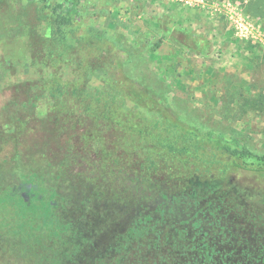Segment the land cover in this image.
<instances>
[{
    "label": "rangeland",
    "instance_id": "374dc122",
    "mask_svg": "<svg viewBox=\"0 0 264 264\" xmlns=\"http://www.w3.org/2000/svg\"><path fill=\"white\" fill-rule=\"evenodd\" d=\"M48 1L50 6L43 9L38 0H0L1 188L12 190L23 176L33 174L47 195L56 181L38 155L39 147L45 142L64 148L71 126L74 145L82 137L110 149L134 145L174 165L224 162L222 153L201 149L193 135L181 136L155 111L114 92L100 69L83 74L75 69L76 57L71 55L62 58L57 70L31 65L26 31L40 33L48 23L45 13L59 0ZM212 1L223 0H205L204 5L78 0L77 8L83 27L104 31L125 51V74L166 103L182 123L263 154L264 5L260 7L261 0H226L252 24L254 36L239 37ZM157 41L160 46L150 51ZM82 100L89 104L88 111ZM256 178L264 181V176ZM66 189L73 191L76 201L82 199L79 189ZM59 244L68 247L65 238Z\"/></svg>",
    "mask_w": 264,
    "mask_h": 264
},
{
    "label": "flooded vegetation",
    "instance_id": "af4514ba",
    "mask_svg": "<svg viewBox=\"0 0 264 264\" xmlns=\"http://www.w3.org/2000/svg\"><path fill=\"white\" fill-rule=\"evenodd\" d=\"M77 152L82 161L72 155L69 167L50 166L56 185L47 195L24 179L12 186L28 204L51 202L61 224L53 223L48 241L57 243L59 228L68 242L59 249L64 261L264 264V181L256 178L264 170L254 163L235 164L214 149L209 153H222L224 162L174 165L130 146L112 153L101 147L94 167L92 148ZM66 187L79 189L82 199H73ZM45 252L57 255L56 246Z\"/></svg>",
    "mask_w": 264,
    "mask_h": 264
},
{
    "label": "trees",
    "instance_id": "16d2710c",
    "mask_svg": "<svg viewBox=\"0 0 264 264\" xmlns=\"http://www.w3.org/2000/svg\"><path fill=\"white\" fill-rule=\"evenodd\" d=\"M38 1L43 9L50 6L48 0ZM261 1L260 7L262 8L264 0ZM77 3L78 0H59L55 2L49 8V11L45 13L48 23L40 33H37L36 30L26 31L29 63L31 65H43L40 67L42 70H45L44 65H47L46 67L57 70L62 58L68 55L76 57L75 69L82 71L83 74L100 69L106 78L107 84L114 92L120 91L135 104L155 111L163 123L173 128L181 136L193 135L196 137L201 149L205 151L218 149L229 154L235 164H239L237 161L241 163L239 165L254 163L256 167H259L258 169L264 170V153H253L234 139H228L222 134L212 131L202 132L182 123L166 103H161L148 88L146 89V87L128 77L124 71L127 60L125 51L119 48L104 31L88 25L83 27ZM160 43V41L155 42L149 50L155 51ZM50 76L51 78L55 77L54 75ZM82 103H85V101L82 100ZM88 107L89 104H86V111H88ZM54 126L58 127L57 124H54ZM73 128V126L68 128L67 133L69 135L64 141L67 144L64 148H61L58 144L49 146L50 144L48 145L45 142L39 147L38 155L41 159L47 161L48 166L55 164V166L69 167L70 161L73 159L72 155H74L75 160L82 161L84 159V155L81 156L77 150L92 148L96 155L88 157V160L91 159L92 165L97 167L96 160L99 161L97 154L101 147L112 153V151H124L129 149L128 146H132L118 145V147L110 149L107 145L106 148L105 145L101 146L97 142L91 143L82 137H78L80 139L78 143L75 141L74 143L77 144L74 145L71 141L73 135H75ZM139 166L141 167V164ZM26 176L28 175L23 176L24 180L39 185L33 174ZM33 201L28 204L23 196L17 192L0 187L1 264H11V262L12 264L14 262L45 264L46 261L50 260V264H65L59 252V249H61L59 242L63 241L59 233L61 230L56 229L57 235L55 236L58 240H54V242L57 243L49 244L48 241L54 235L53 223H56L59 227L61 224L60 219L53 215L50 201H40L39 204ZM54 245L56 246L57 255L55 253L50 255L45 252L46 248L55 247Z\"/></svg>",
    "mask_w": 264,
    "mask_h": 264
},
{
    "label": "built area",
    "instance_id": "2783aa9c",
    "mask_svg": "<svg viewBox=\"0 0 264 264\" xmlns=\"http://www.w3.org/2000/svg\"><path fill=\"white\" fill-rule=\"evenodd\" d=\"M185 3L191 4L192 2H196L198 4L204 5L205 0H180ZM211 5L214 7L215 10L223 12L232 27L235 29L236 34L239 37H253L252 34V24L248 20L246 16L242 17L241 14L237 12V6L235 3L230 1H212Z\"/></svg>",
    "mask_w": 264,
    "mask_h": 264
},
{
    "label": "water",
    "instance_id": "95a60500",
    "mask_svg": "<svg viewBox=\"0 0 264 264\" xmlns=\"http://www.w3.org/2000/svg\"><path fill=\"white\" fill-rule=\"evenodd\" d=\"M36 187V185H34V188Z\"/></svg>",
    "mask_w": 264,
    "mask_h": 264
}]
</instances>
